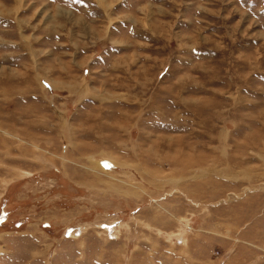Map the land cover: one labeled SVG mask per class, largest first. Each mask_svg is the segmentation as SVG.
<instances>
[{"label": "rangeland", "instance_id": "obj_1", "mask_svg": "<svg viewBox=\"0 0 264 264\" xmlns=\"http://www.w3.org/2000/svg\"><path fill=\"white\" fill-rule=\"evenodd\" d=\"M0 264H264V0H0Z\"/></svg>", "mask_w": 264, "mask_h": 264}]
</instances>
